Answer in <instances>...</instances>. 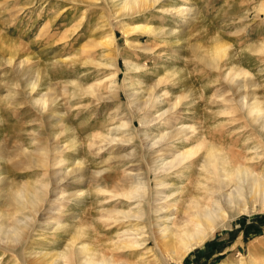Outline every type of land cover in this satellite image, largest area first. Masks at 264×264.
Segmentation results:
<instances>
[{
	"label": "rangeland",
	"instance_id": "rangeland-1",
	"mask_svg": "<svg viewBox=\"0 0 264 264\" xmlns=\"http://www.w3.org/2000/svg\"><path fill=\"white\" fill-rule=\"evenodd\" d=\"M111 1L0 0V178L16 185L49 180L44 175L48 169L37 171L24 165V151L38 156L40 150H47L51 162L57 159L52 184L61 179L63 171L72 169V163H82L84 182L83 178L77 182V175H70L72 179L68 176L62 184H50L48 192L55 188L57 196L64 195L56 202L65 211L57 214L59 225L66 223V213L87 216V223L96 225L91 226L92 231L99 229L103 234L109 228L97 224L94 218L100 214L97 209H103L99 203L94 205V186L98 183L106 191L102 194V199H106L104 207H114L119 198L113 195L123 191L124 180L136 174L134 169L141 165L137 164L140 156L147 154L152 165L145 145H150L155 136L167 138L176 128L194 126L209 134H219L214 144L223 151L228 148L238 152L241 162L255 166V171L260 172L264 166V125H259L264 122L255 115L252 122L260 121L254 125L246 106L241 105L252 97L261 105L264 103V52L257 49L264 42V0H162L159 6L134 14L116 13ZM134 24L152 26L161 34H122L124 26ZM109 41L110 47L104 44ZM112 56L115 68L107 66ZM125 62L138 68L127 69ZM22 66L40 69L41 74L24 78L19 70ZM239 72L242 74L236 77ZM243 76L254 83L253 87H235L234 80H242ZM22 78L32 79L31 90ZM78 86L89 87L90 91L85 93ZM128 93L132 96L127 99ZM39 94L46 96L45 103L35 102ZM155 95L159 106L150 107L148 103L145 109L136 108L139 112L130 108L144 97ZM51 109L57 110L53 120L46 118ZM162 112L166 113L158 122L140 125L139 120H151ZM120 124L125 126L116 129ZM145 132L149 135L146 140ZM117 135L131 139L127 143L103 139ZM171 145L172 142L164 141L153 149L166 148V154L172 150ZM55 147L59 150L53 151ZM127 154L131 155L130 160L125 158ZM99 171L96 182L90 180L89 175ZM3 188L1 184L0 215L9 212L2 205ZM70 193L78 196L72 200ZM254 201L247 198L241 202L246 205L242 212L233 213L226 208L224 225L209 239L193 247L179 263L171 262L169 257L165 263L264 264V202ZM44 213L47 226L56 215L49 209ZM43 234L46 242L48 234ZM145 234L135 237L146 239L142 246L146 247L143 251L147 256L152 251H146L153 245ZM8 260L4 256L0 264L9 263Z\"/></svg>",
	"mask_w": 264,
	"mask_h": 264
},
{
	"label": "bare ground",
	"instance_id": "bare-ground-1",
	"mask_svg": "<svg viewBox=\"0 0 264 264\" xmlns=\"http://www.w3.org/2000/svg\"><path fill=\"white\" fill-rule=\"evenodd\" d=\"M160 1L162 0H114L111 1V3L116 13L125 12L126 14H134L145 8L154 7L160 3ZM171 10L163 9L162 11L170 12ZM171 30H169V32ZM137 31L154 34L157 32L160 33L161 30L142 24L124 26L121 30L123 35H130ZM104 44H108L107 46L110 47L112 43L109 41ZM257 49L258 51L264 52V42L259 44ZM113 56L110 62L107 63V66L115 68L116 63L114 62ZM19 65L21 64L19 63ZM125 67L127 69L138 68L130 62H125ZM19 70L21 74H24V78L25 75L34 76L35 74L36 76L41 74L40 69L32 67L24 68L22 66ZM239 74H242V72L236 74V77H239ZM24 78H22V80ZM32 79L23 80V83L29 86L28 89L32 84ZM233 79H235V77ZM234 81L235 87L238 88L246 87L245 89H247V87H253L252 85L254 84L248 81V77L244 78V76L242 80L237 79ZM234 81H232V83ZM76 85L77 82L74 86ZM78 87V89H83L85 93L90 91H88L89 87ZM28 95L29 94H27V96ZM125 96H127L128 99L132 94L128 93V95ZM45 97L41 94L39 97L34 98V100L35 102L37 101V103H45V101H47V99H44ZM241 97L244 99V95ZM128 101V104H130L134 102V99ZM148 103L151 107L156 104L158 105L160 100L156 95L152 98L144 97L134 104L133 107H130L132 104L129 107L133 108V111H137L136 108L142 110ZM173 104L174 102L169 104L166 111L173 106ZM261 104L262 103L257 100L256 97H252L251 101L248 100V102L246 101L244 104L241 103L242 106H246V112L251 117V119L249 118L251 120L250 122L256 118L255 115H259L262 119L261 122H264V103L263 105ZM39 106L42 107L43 105L41 104ZM48 107H50V105ZM243 107H241V109ZM55 111L57 110L51 109L49 114L48 111L46 118L50 117L53 120L55 118L53 112ZM137 112H139V110ZM164 113L166 112L159 113V115L148 121L141 119L139 123L145 126L146 124L149 125V122H158V119L161 118ZM258 122L252 123L257 125ZM259 125L263 127L264 123ZM124 126V124H120L116 129ZM254 129H256L255 126ZM259 129L261 128L259 127ZM209 133L199 129L197 130L194 126H191L188 128H176L175 132L171 135L169 134L170 136L167 138H164V135L155 136L150 145L149 143L145 145L146 152L150 153L148 155L150 156L149 159L152 165L149 164L146 159L147 154L140 156V160H138L137 164L140 162L141 165L139 164L140 166L134 169L136 174L124 180L126 188L123 191L116 193L117 195H113V198H119V202L114 204L112 208L104 207L106 199H102L105 198L102 197V194H105L106 191L101 189L97 183L93 189L94 193L97 195V199L94 200V205L99 203L103 209L97 207V210H100V214H95L94 218L97 224L103 223L109 228L105 234L101 233L102 231L99 229H94L92 231L96 225L91 224L92 228L87 223L90 217L85 216V218L83 216H76L72 213H66V223L59 225L57 214L64 213L65 211L62 210L64 206L56 202L64 199V195L61 193V195L57 196L54 192L55 188L50 189L48 192L49 185L52 184L51 181L53 177H55V172H53V170L57 167V163L55 162L57 159L54 158L55 161L51 162L48 158L47 153L49 152L47 150H40L38 156L23 150L24 165H26L27 168H33V170L38 169L37 171H47L48 169L47 175V172L43 173L46 176L45 178L48 177L49 180H42L39 178L40 180L16 185L7 182L3 177L0 178V185L2 184L4 186L2 189L4 192L2 205H5L7 210H9L8 213L0 215V258L8 256V261H10L9 263L2 264H166V257H169L171 262L179 263L188 251L202 243L206 238L210 237L217 228L224 225L226 220L225 210L230 209L233 213L244 211L245 204H242L247 198L252 201H257L258 199L264 202V166L259 172L254 170L255 166L252 167L245 163L243 164L238 152L235 153L232 150H227L228 148L223 151L220 149L221 147L219 148V146L217 147L214 144L219 134L213 135ZM53 134H55L54 136L57 135L56 132ZM143 135L144 140L149 136L146 132ZM104 138L106 142L116 141L123 143L129 142L131 139V137L126 139L125 137H118V135L114 137L103 136V139ZM164 141L172 142V150H170V153L164 154L167 150L166 148L162 150L153 149L156 144L163 143ZM175 142L177 143L174 144ZM179 146L180 148H178ZM255 146L256 144L248 147ZM200 148L201 150H198ZM57 150H59V147L53 148V151ZM197 150L199 152L195 154ZM159 152L161 153L155 155ZM1 155L0 162L3 159V155ZM127 155L128 156L125 158L130 160L131 155ZM260 157L261 156H259V158ZM244 162L246 161L244 160ZM142 164L144 166L141 168ZM61 165L62 164H60V166ZM71 166L72 169H67L68 171L62 172V177L60 180L58 179L59 181H54V184L56 183L55 185L59 184L65 178H68L70 175H72V177L77 175L78 180L75 178L77 182L80 181L83 176L85 177V175H83L84 169L82 163H72ZM1 169L2 168H0V171ZM95 172L91 174L92 176L89 175L90 180L94 182H96L97 174H99L100 171L98 173ZM43 173H40V175H43ZM128 175L130 176V174H127V177ZM82 181L84 182V178ZM72 182L75 183L74 181ZM62 183L63 182H61V184ZM87 193H89V190ZM50 196L56 199L54 201L50 200ZM77 196L78 194L71 195V193L68 195L69 198ZM47 201L49 202L47 203ZM88 201L90 202V200ZM86 206L87 204H85V207ZM45 209H49L56 213H54L56 217L54 216L52 219L49 218L51 222L47 224V226L44 225L48 220L46 217L47 213H44ZM88 227H91V229H86ZM145 232L146 238L152 241V249L146 251L148 252L151 250V254H148L151 256H146L144 252L146 247L142 246L146 239L143 241L144 237H135L140 235L144 236ZM43 233L48 234L46 242H44L45 236ZM34 242L36 243L33 244Z\"/></svg>",
	"mask_w": 264,
	"mask_h": 264
}]
</instances>
